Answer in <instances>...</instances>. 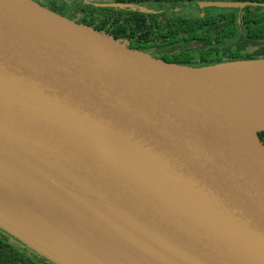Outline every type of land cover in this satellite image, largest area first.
<instances>
[{
  "label": "water",
  "instance_id": "95a60500",
  "mask_svg": "<svg viewBox=\"0 0 264 264\" xmlns=\"http://www.w3.org/2000/svg\"><path fill=\"white\" fill-rule=\"evenodd\" d=\"M258 131L264 57L179 64L0 0V176L105 236L0 194V228L54 263L264 264Z\"/></svg>",
  "mask_w": 264,
  "mask_h": 264
},
{
  "label": "flooded vegetation",
  "instance_id": "af4514ba",
  "mask_svg": "<svg viewBox=\"0 0 264 264\" xmlns=\"http://www.w3.org/2000/svg\"><path fill=\"white\" fill-rule=\"evenodd\" d=\"M35 1L66 17L107 33L114 39L124 42L128 47L147 52L158 58L160 57L154 54L159 52L157 48L193 45L223 50L220 54L210 51L207 54L192 53L188 56L190 61H203L208 57H211L212 60L219 57L222 59L221 61L235 60L239 56L264 57V0H56L57 5L50 6L38 0ZM225 2H237V4L233 6L221 5ZM56 6L63 12L52 8ZM100 10H106L110 17L109 30L86 22L87 20L97 21ZM118 12L125 15L130 12L155 15L169 27L158 24L151 25L147 21L148 26L139 30L138 35H133L131 31L137 22L127 19L125 21L127 25L124 27L125 32L120 30L119 34H116L115 29L111 26V21ZM195 17L207 18L209 26L213 27V37L210 41L204 35H195L193 31L196 30L193 28L180 25L181 22ZM168 30H171L172 34H167ZM217 31L223 32V35L217 34ZM167 37H171V39H167ZM0 264L56 263L0 229Z\"/></svg>",
  "mask_w": 264,
  "mask_h": 264
},
{
  "label": "trees",
  "instance_id": "16d2710c",
  "mask_svg": "<svg viewBox=\"0 0 264 264\" xmlns=\"http://www.w3.org/2000/svg\"><path fill=\"white\" fill-rule=\"evenodd\" d=\"M124 1H132V0H124ZM52 8L57 9L60 12H63V11H61V9L58 8V6L52 7ZM92 10H95V9L92 8ZM67 15L70 16V14H67ZM148 17H149V20H147ZM127 19H129L130 21L137 22V25L134 26L133 30L131 31V34H133V35H138L139 30L143 29L144 26H148V22L151 25L158 24V25H163L165 27H169L167 24H165V22H162L155 15H148V14H144L142 12H130L128 15H125L122 12H118L115 14L114 18L111 21V26H113V28L115 29L116 34H119L120 30L125 32L124 27L127 25V24H125V21ZM109 21H110V17L108 15L107 11L106 10H100L98 12V20L97 21L92 22L90 20H87L86 22H88L89 24H94L96 27H104V28H106V30H109V27H108ZM180 25H185V26H189V27L193 28L194 30H196V31H193L195 33V35H204V36L208 37L209 41L213 37V31H212L213 27L209 26L207 18L195 17L193 19L181 22ZM166 33L172 34V31L168 30ZM217 34L223 35V32L217 31ZM167 39H171V37H167ZM212 48L213 47L203 48L202 46H199V45L183 46V47L182 46H169V47L157 48V51H159V52H156L154 54L159 56L162 59L169 60V61H172L175 63L187 64V65H192V66H200V65H206V64L221 62L222 59H220L218 57L217 59L212 60V59H210L211 57H208L206 60H203V61H190V60H188V56L192 53H194V54L195 53L207 54V53H209V51L215 52L216 54L222 53L223 49L217 48L214 50ZM249 57H255V56H249ZM236 58L237 59H249L248 57H240V56L236 57ZM257 135L260 138L262 144L264 145V131H258Z\"/></svg>",
  "mask_w": 264,
  "mask_h": 264
},
{
  "label": "bare ground",
  "instance_id": "6f19581e",
  "mask_svg": "<svg viewBox=\"0 0 264 264\" xmlns=\"http://www.w3.org/2000/svg\"><path fill=\"white\" fill-rule=\"evenodd\" d=\"M240 72L241 70L235 71L234 76H238ZM240 77L254 79L253 74H241ZM0 194L36 210L59 227L70 229L89 237L97 235L105 238L101 232L97 231L84 218L49 196L30 187L9 182L0 176Z\"/></svg>",
  "mask_w": 264,
  "mask_h": 264
},
{
  "label": "rangeland",
  "instance_id": "374dc122",
  "mask_svg": "<svg viewBox=\"0 0 264 264\" xmlns=\"http://www.w3.org/2000/svg\"><path fill=\"white\" fill-rule=\"evenodd\" d=\"M38 1H40L41 3H44V4H47V5H57V3H56V0H38ZM1 229V228H0ZM2 231H4L3 229H1ZM11 235V234H10ZM13 236V235H12ZM13 237H15V236H13ZM16 238V237H15ZM17 239V238H16ZM17 240H19V239H17ZM20 241V240H19ZM20 242H22V241H20ZM23 243V242H22ZM24 244V243H23ZM26 245V244H25ZM27 246V245H26Z\"/></svg>",
  "mask_w": 264,
  "mask_h": 264
}]
</instances>
